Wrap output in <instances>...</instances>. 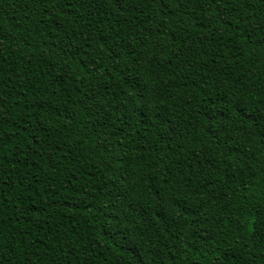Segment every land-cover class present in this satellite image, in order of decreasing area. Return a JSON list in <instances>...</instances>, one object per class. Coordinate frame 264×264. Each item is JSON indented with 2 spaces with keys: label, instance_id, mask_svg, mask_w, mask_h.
I'll return each instance as SVG.
<instances>
[{
  "label": "trees",
  "instance_id": "obj_1",
  "mask_svg": "<svg viewBox=\"0 0 264 264\" xmlns=\"http://www.w3.org/2000/svg\"><path fill=\"white\" fill-rule=\"evenodd\" d=\"M0 264H264V0H0Z\"/></svg>",
  "mask_w": 264,
  "mask_h": 264
},
{
  "label": "snow or ice",
  "instance_id": "obj_2",
  "mask_svg": "<svg viewBox=\"0 0 264 264\" xmlns=\"http://www.w3.org/2000/svg\"><path fill=\"white\" fill-rule=\"evenodd\" d=\"M117 221H118V223H120V221H119V217L117 216Z\"/></svg>",
  "mask_w": 264,
  "mask_h": 264
}]
</instances>
